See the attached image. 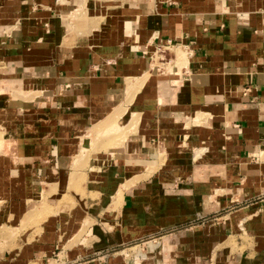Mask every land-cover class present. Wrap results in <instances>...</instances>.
<instances>
[{"label": "crops", "instance_id": "0c3cea01", "mask_svg": "<svg viewBox=\"0 0 264 264\" xmlns=\"http://www.w3.org/2000/svg\"><path fill=\"white\" fill-rule=\"evenodd\" d=\"M144 15L142 11L133 13L121 21L117 50L104 63L92 61L93 68L87 70L90 73L84 70L85 81L61 82L57 89H83L86 98L94 100L86 106L88 112L100 118L110 108L105 99L131 90L134 85L127 81L145 74L148 49L166 42L184 48L188 54H182V61L187 60L185 84L177 91L182 92L178 99L183 115L175 113L174 118L183 121V127L188 121L210 115L211 122L200 130L182 129H187L190 144H206L202 151L208 152L206 156L214 165L208 164L209 168L220 174L228 169L231 200L238 203L226 215L207 212L199 190L174 185L187 178L176 176L178 170L196 168L194 157L199 146L179 149L181 136L174 134L165 135L166 144L160 147L155 135L148 138L150 134H142L131 148L126 146L113 153L111 160L106 159L110 162L102 167L98 179L87 182L85 213L99 222L90 231L101 246L131 245L170 234L157 243V250L148 258L125 260L117 256L106 264H264V0H172L158 17ZM44 20L32 18L27 25L43 27L42 45L55 50L48 56L53 59V55H62L58 50L63 42L61 24L57 18ZM118 33L110 31L109 39ZM66 65L58 71L70 79L83 73L75 60ZM28 69L26 63L23 70ZM75 91L72 98L60 99L49 107L42 123L25 137L35 147V158L42 157L33 159V179L40 180L37 173L42 170H46L45 180L57 179L55 168H62L60 153L74 137L71 114L77 112V107L72 108L67 116L58 106L67 105V101L71 107L77 106ZM99 108L103 111L96 112ZM228 123L229 129L224 131L223 125ZM185 181L183 186L195 183ZM207 217V223H198L199 218ZM52 248L55 246L36 242L20 261L13 259L6 264L35 263Z\"/></svg>", "mask_w": 264, "mask_h": 264}, {"label": "rangeland", "instance_id": "374dc122", "mask_svg": "<svg viewBox=\"0 0 264 264\" xmlns=\"http://www.w3.org/2000/svg\"><path fill=\"white\" fill-rule=\"evenodd\" d=\"M171 1L0 0V264L13 259L15 263L20 261L23 253L36 242L53 245L55 249L30 264H106L117 256L125 260L150 257L149 254L157 250V243L170 234L162 233L131 245L103 243L106 246H101L94 231H90L99 222L89 219L85 213L87 182L98 179L102 167L110 162L106 159L111 160L113 153L126 146L131 148L142 134H150L148 138L155 135L160 147L166 144L165 135L174 134L181 136L177 141L179 149L199 146L194 157L196 168L178 170L177 174L174 171L178 177H187L174 185L199 190L204 195L203 206L207 212L226 215L234 211L236 201L231 200L228 169L220 174L209 168L208 164L214 165L206 156L208 152L202 151L205 143L190 144L187 129H182L200 130L211 122L210 115L188 121L183 127V121L174 118L175 113L183 115L178 99L182 92L177 91L185 84L183 71L187 60L183 62L182 54L187 52L184 48L166 42L148 49L145 74L127 81L134 85L131 90L127 88L124 94L105 99L110 108L100 118L95 116L97 113L88 112L86 106L94 100L86 98L83 89L68 91L56 86L61 82L62 85L63 82L76 84L80 78L85 81L86 74L90 73L88 68H93L92 61L104 63L112 57V51H116L119 44L122 20L141 11L147 18L158 17ZM32 18L42 23L44 19L57 18L63 36L58 49L62 55L48 57L55 50L42 45L45 44L43 27L32 29L27 25ZM110 31H117L115 38L109 39ZM21 53L24 56H19ZM73 60L83 72L77 79L58 71ZM26 63L29 69L24 71ZM73 91L78 93L73 98L78 100L77 106L71 107L68 101L67 105L58 106L67 116V112H72L70 109L77 107V112L71 114L74 137L60 153L62 168H55L57 179L45 180L46 170L38 171L40 180L33 179V159L42 157L35 158V147H31L25 137L29 138L35 126L42 123L49 107L60 99L72 98ZM229 126L223 125V130H228ZM227 138L228 135L224 139ZM220 154L225 152L220 151ZM222 157L228 158L227 155ZM185 180L195 183L183 186ZM201 219L207 223L209 218H199L198 223L202 224ZM112 228L110 226L109 230Z\"/></svg>", "mask_w": 264, "mask_h": 264}, {"label": "built area", "instance_id": "2783aa9c", "mask_svg": "<svg viewBox=\"0 0 264 264\" xmlns=\"http://www.w3.org/2000/svg\"><path fill=\"white\" fill-rule=\"evenodd\" d=\"M201 222H203V223H204V220H203V219H201Z\"/></svg>", "mask_w": 264, "mask_h": 264}]
</instances>
